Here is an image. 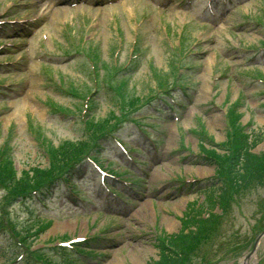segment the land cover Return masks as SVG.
I'll use <instances>...</instances> for the list:
<instances>
[{
  "label": "rangeland",
  "instance_id": "rangeland-1",
  "mask_svg": "<svg viewBox=\"0 0 264 264\" xmlns=\"http://www.w3.org/2000/svg\"><path fill=\"white\" fill-rule=\"evenodd\" d=\"M210 1L89 0L73 7L60 0H0L2 18L25 21L0 31V160L5 142L12 173L18 177L25 169L51 164L48 148L56 152L65 142L88 139L85 120L120 113L109 90H100L92 98L94 108L86 110L85 100L67 97L53 86L62 80L65 88L70 85L82 95L92 89L87 60L64 55V47L78 40L74 36L66 42V30L97 50L99 75L101 66L112 60L119 66L136 63L133 77L119 88L126 101L130 94L141 98L152 92L153 74L169 77L174 63L182 75L171 94L172 110L153 118L157 114L152 116L143 106L137 114L155 144L146 142L134 124L118 130L123 138H131L130 146L143 151L132 153L139 160L138 170L125 168L130 165L110 142L99 154L102 168L134 180L130 190L118 188L124 200L102 196L92 169L84 164L72 173L84 197L79 203L70 204L59 184L54 188L59 187L57 197L47 199V206L38 195H23L10 206L0 188V223L9 225L0 229V264L24 251L13 231L28 239L33 256L45 251L54 262L64 258L53 245L94 234L93 241L81 245L93 257L83 261L72 254L75 264H152L167 237L183 231L180 218L190 214L194 202L204 200L199 188L214 174L213 166L196 153L204 148L227 152L219 146L228 144L229 120L242 133L264 127V0H237L228 9L214 7L215 15L207 17ZM182 27L181 48L186 47L178 57L179 47L171 51V46L178 43ZM135 40L136 54L131 51ZM48 60L53 63L49 71L42 66ZM252 151L264 153V136ZM0 174L8 177L4 169ZM35 221L45 226L39 228ZM263 228L264 180L252 181L234 191L215 228L201 239L192 264H239ZM26 229L30 231L25 234ZM256 243L247 264H264V235Z\"/></svg>",
  "mask_w": 264,
  "mask_h": 264
},
{
  "label": "trees",
  "instance_id": "trees-1",
  "mask_svg": "<svg viewBox=\"0 0 264 264\" xmlns=\"http://www.w3.org/2000/svg\"><path fill=\"white\" fill-rule=\"evenodd\" d=\"M228 126V144H226L225 149L230 152L229 154L226 152L223 155H215L216 151L214 149H201L206 156H210L216 161L215 172L221 182V186L215 188V192L212 191L208 195V202L205 201L206 206L209 205L211 208L218 206L222 210L228 205L232 196L231 191L234 192L246 183L264 180V154L252 153V145H250L251 142L254 144L261 140L264 128L263 131L254 133L255 137L252 139L233 128V123L230 120ZM88 128L93 132L102 128V123H88ZM95 138L96 136L92 139ZM68 144L67 146L62 145L55 153L53 152L54 154L51 152L53 164L50 168L44 170L33 168L24 172L18 179L9 177L6 183H10L14 191L22 192L42 181L51 173L54 166L67 164L72 160V155L75 152L79 153L81 146L86 143L81 141L75 146L71 143ZM208 210L210 211H207V208L192 207L190 214L187 216L188 223L183 225V229L187 231L167 237V245L162 244L160 246L159 259L153 261L152 264H192L191 257L198 249L197 246L201 243V239L205 238L204 235L215 228L217 222V214L212 212V209ZM191 224L192 226H190ZM44 262L48 264L46 258Z\"/></svg>",
  "mask_w": 264,
  "mask_h": 264
}]
</instances>
